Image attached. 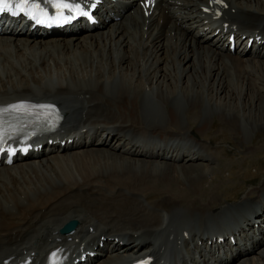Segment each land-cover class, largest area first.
<instances>
[{"label":"bare ground","instance_id":"6f19581e","mask_svg":"<svg viewBox=\"0 0 264 264\" xmlns=\"http://www.w3.org/2000/svg\"><path fill=\"white\" fill-rule=\"evenodd\" d=\"M107 4V19L69 38H30L22 28L0 34V101L65 103L72 123L62 131L76 148L43 145L54 151L0 168V261L33 251L31 264H52L46 254L58 246L54 254L68 250L72 261L79 245L102 240L115 243L96 264H129L138 251L151 264H229L237 249L245 253L236 264H264V226L248 232L264 207V179L240 185L256 182L240 160L263 147L221 166L223 149L206 144L223 127L246 144L264 133V0ZM230 31L245 33L233 53ZM94 132L103 138L79 148ZM70 217L76 228L59 234ZM227 232L235 244H208Z\"/></svg>","mask_w":264,"mask_h":264},{"label":"rangeland","instance_id":"374dc122","mask_svg":"<svg viewBox=\"0 0 264 264\" xmlns=\"http://www.w3.org/2000/svg\"><path fill=\"white\" fill-rule=\"evenodd\" d=\"M254 7V6H253ZM214 124H216L217 122H216V119L214 120V122H213ZM218 124H220V123H218ZM211 130V128L210 127H208V132ZM232 131L231 130H228L227 129V127H223L222 129H220V130H218V131H216V132H214V134L217 136L215 139H214V141H221V140H227L228 139V136H229V134H232L231 133ZM223 134L224 136L222 137V136H219L220 134ZM230 137H233V135H231ZM257 137L259 138V140H257ZM236 141H238V145L239 146H241V149H242V153H239V152H237V151H235V149H231V151L235 154V157L236 158H233V157H229L228 158V160H229V163L228 162H226V160H222L221 161V156H222V154L220 155V163H222L221 164V166H223L224 164H230L232 161L234 162L235 160H237V162H239V156H241V155H245L246 153H248V152H250V151H252V149L253 148H256V147H263L264 148V146H263V144H264V133L263 132H259L257 135H255L254 137H253V139L251 140V141H249L247 144L246 143H241L240 141H239V139L237 138V136L235 135V137H233ZM228 144L229 143H232V141L230 140L229 142H227ZM234 143V142H233ZM206 144L208 145V146H210V147H215V142L214 143H211V142H206ZM212 146H211V145ZM231 148H233L234 146L232 145V146H230ZM219 148H221V149H223V151H224V154H226L227 152H226V149L223 147V146H218V149ZM251 157V155H248L247 157H246V159H243V160H240V165H243V167L246 169V170H251L254 174H255V176H256V178L254 179V181L256 180V182H255V184L253 185H251L250 187H247V185L248 184H240V185H243V187H246L247 189H250L251 187L253 188V187H255V186H257L260 182H262V180L264 179V178H260V179H258V176L260 175V174H264V170L262 169V166L259 164V163H255V161L254 160H249L248 161V159L247 158H250ZM233 162L231 163L232 165H233ZM236 163V162H235ZM248 163V164H247ZM252 166H256V169L253 171L252 169H251V167ZM233 167V166H232ZM233 169H235V171L236 170H240V168L239 167H237V166H234L233 167ZM222 171H223V169H222ZM223 174H225V171H223ZM221 176H223V175H221ZM241 182H243V181H241ZM240 181H239V183H241ZM249 183V182H248ZM204 184V188L206 189L208 186H207V184H208V182L207 181H205L204 179H203V181H202V185ZM242 191H244V189H241V191L240 190H238L237 191V193L235 194V199L237 198V199H239V200H242L243 199V192ZM245 191H246V189H245ZM242 197V198H241ZM24 205H26V203H24Z\"/></svg>","mask_w":264,"mask_h":264},{"label":"snow or ice","instance_id":"6c2138e0","mask_svg":"<svg viewBox=\"0 0 264 264\" xmlns=\"http://www.w3.org/2000/svg\"><path fill=\"white\" fill-rule=\"evenodd\" d=\"M8 2H9V0H0V5H4L5 3H8ZM29 2H30V0H11V3H13V4H21V3L27 4ZM53 2H54V0H45V3H47V4H51ZM55 2L62 3L63 0H55ZM4 10L5 9L3 7H0V11H4ZM21 11H23V9ZM13 14H17V13H15L13 11Z\"/></svg>","mask_w":264,"mask_h":264}]
</instances>
